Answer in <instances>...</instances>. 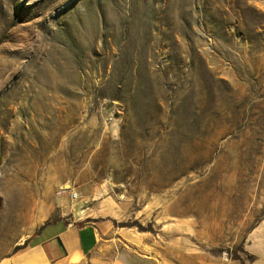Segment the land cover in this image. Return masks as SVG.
I'll return each instance as SVG.
<instances>
[{
  "label": "rangeland",
  "instance_id": "rangeland-1",
  "mask_svg": "<svg viewBox=\"0 0 264 264\" xmlns=\"http://www.w3.org/2000/svg\"><path fill=\"white\" fill-rule=\"evenodd\" d=\"M73 217L79 264H264V0H0V260Z\"/></svg>",
  "mask_w": 264,
  "mask_h": 264
},
{
  "label": "crops",
  "instance_id": "crops-1",
  "mask_svg": "<svg viewBox=\"0 0 264 264\" xmlns=\"http://www.w3.org/2000/svg\"><path fill=\"white\" fill-rule=\"evenodd\" d=\"M78 217V216H77ZM42 225L26 243L0 264H79L96 249L98 227L80 217Z\"/></svg>",
  "mask_w": 264,
  "mask_h": 264
},
{
  "label": "bare ground",
  "instance_id": "bare-ground-1",
  "mask_svg": "<svg viewBox=\"0 0 264 264\" xmlns=\"http://www.w3.org/2000/svg\"><path fill=\"white\" fill-rule=\"evenodd\" d=\"M72 196L75 197V194H73Z\"/></svg>",
  "mask_w": 264,
  "mask_h": 264
}]
</instances>
